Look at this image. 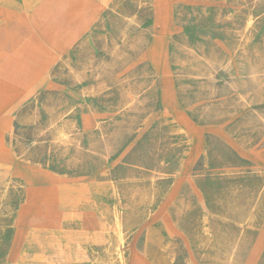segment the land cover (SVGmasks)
Listing matches in <instances>:
<instances>
[{"label":"rangeland","instance_id":"374dc122","mask_svg":"<svg viewBox=\"0 0 264 264\" xmlns=\"http://www.w3.org/2000/svg\"><path fill=\"white\" fill-rule=\"evenodd\" d=\"M93 1L0 0V264H264V0Z\"/></svg>","mask_w":264,"mask_h":264},{"label":"bare ground","instance_id":"6f19581e","mask_svg":"<svg viewBox=\"0 0 264 264\" xmlns=\"http://www.w3.org/2000/svg\"><path fill=\"white\" fill-rule=\"evenodd\" d=\"M69 3L71 5V8H72V13L73 14H77L79 12V10L81 8H84V7H88L90 9H95L97 8L98 4L96 5V3H94L93 0H69ZM6 98V96H4ZM2 99L0 100V108L1 106L6 102V99ZM6 104V103H5ZM35 194V192H34ZM36 195V194H35ZM32 197L31 199L28 198V195H27V204L29 201H34V203H36V200H37V195H36V198ZM80 199L78 198H74L72 200L69 201L70 205H73V207L76 205L77 202H79ZM82 216V219H89V216L88 214H81ZM118 225V224H117ZM118 227V226H117ZM118 229V228H117ZM122 238V237H121Z\"/></svg>","mask_w":264,"mask_h":264},{"label":"crops","instance_id":"0c3cea01","mask_svg":"<svg viewBox=\"0 0 264 264\" xmlns=\"http://www.w3.org/2000/svg\"><path fill=\"white\" fill-rule=\"evenodd\" d=\"M76 213H79L76 211ZM77 219H82V216L80 215V213L78 214V218Z\"/></svg>","mask_w":264,"mask_h":264}]
</instances>
